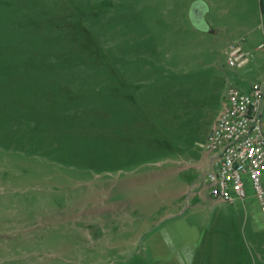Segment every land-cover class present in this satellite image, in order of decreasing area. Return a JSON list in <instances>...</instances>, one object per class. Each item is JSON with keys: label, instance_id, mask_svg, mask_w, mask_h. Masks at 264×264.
Segmentation results:
<instances>
[{"label": "rangeland", "instance_id": "1", "mask_svg": "<svg viewBox=\"0 0 264 264\" xmlns=\"http://www.w3.org/2000/svg\"><path fill=\"white\" fill-rule=\"evenodd\" d=\"M262 43L264 0H0V264H264L257 199L252 232L182 170L229 83L264 85Z\"/></svg>", "mask_w": 264, "mask_h": 264}, {"label": "built area", "instance_id": "2", "mask_svg": "<svg viewBox=\"0 0 264 264\" xmlns=\"http://www.w3.org/2000/svg\"><path fill=\"white\" fill-rule=\"evenodd\" d=\"M257 49L264 50V44ZM226 54L232 67L245 66L250 59L239 41L229 45ZM263 98L262 83L255 82L247 92L234 84L228 86L223 108L205 142L211 164L204 179L212 199L235 204L254 196L264 211Z\"/></svg>", "mask_w": 264, "mask_h": 264}, {"label": "crops", "instance_id": "3", "mask_svg": "<svg viewBox=\"0 0 264 264\" xmlns=\"http://www.w3.org/2000/svg\"><path fill=\"white\" fill-rule=\"evenodd\" d=\"M204 16H205L204 12L200 9H196V11L194 12L195 19H200V18L202 19L203 18V20H204ZM195 28H196L197 32H199L200 34L194 38V41H198V42L207 41L208 45H215L217 42H221L223 40L225 41V45H231L232 43H234V41L236 39L239 38V36H241L237 32H232L229 37H227L226 34H225V36L224 35L217 36L220 33L219 31L221 29L215 28L212 24H209L208 22H206L205 25L197 26ZM222 31L225 32V29H222ZM227 32H229V31H227ZM206 34H211L213 36L212 39H210ZM222 34H223V32H222ZM222 38H223V40H222ZM231 83H229V85ZM233 83H235L234 85L239 87L241 90L243 89V91L247 92L250 90V88L254 82L248 83V81L246 79L239 76V77H236L234 79ZM223 105L220 108L218 115L221 112ZM218 115L214 119L212 126L210 127L209 131L207 132L206 139H207L210 131L212 130ZM210 164H211V154L209 152H207L206 150H204V152L200 155V157L195 160L194 164H190L186 168H182V170H186L188 167L194 166L196 168V171L201 172L202 181H198L197 183H193L191 185L193 188L196 187L194 189L195 190L194 198H196L198 200H202V202H203L202 204L205 207L207 206L210 210H212V212H213L212 215H215V217H221L220 219L226 220L225 217H228V211H229L228 206L230 204L222 202V201H216V200L212 199L210 197L208 183L204 179V173L207 169H209ZM199 203H201V202H199ZM253 206H254V204L252 202H249V203L243 202L237 207V210L236 209L235 210L239 211V212H242L241 210H243L244 218H245L244 221L246 222L247 225L249 222L251 223V225L253 227L252 232H257L258 231L257 229L259 227H261L262 224L261 223L258 224L257 221H260V220H256L255 215H254L255 211L252 209V208H256V207L255 206L253 207ZM247 225H246V227H247Z\"/></svg>", "mask_w": 264, "mask_h": 264}, {"label": "bare ground", "instance_id": "4", "mask_svg": "<svg viewBox=\"0 0 264 264\" xmlns=\"http://www.w3.org/2000/svg\"><path fill=\"white\" fill-rule=\"evenodd\" d=\"M243 90V89H242Z\"/></svg>", "mask_w": 264, "mask_h": 264}]
</instances>
